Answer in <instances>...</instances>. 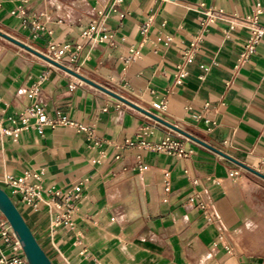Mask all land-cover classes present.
I'll list each match as a JSON object with an SVG mask.
<instances>
[{
  "label": "crops",
  "instance_id": "0c3cea01",
  "mask_svg": "<svg viewBox=\"0 0 264 264\" xmlns=\"http://www.w3.org/2000/svg\"><path fill=\"white\" fill-rule=\"evenodd\" d=\"M256 2L264 29V0H0V31L42 53L67 45L60 63L264 173V33L233 70ZM18 7L23 15L11 12ZM130 47L140 56L125 63ZM38 80L49 117L94 133L56 124L0 139V186L8 191L7 174L28 175L38 196L11 197L53 264H264V253L242 245L253 215L264 214V179L184 137L186 156L143 146L172 129L85 81L71 85L77 77L0 35V114L29 105L18 90ZM160 101L164 109L153 106ZM78 184L72 220L54 224V202Z\"/></svg>",
  "mask_w": 264,
  "mask_h": 264
},
{
  "label": "built area",
  "instance_id": "2783aa9c",
  "mask_svg": "<svg viewBox=\"0 0 264 264\" xmlns=\"http://www.w3.org/2000/svg\"><path fill=\"white\" fill-rule=\"evenodd\" d=\"M122 0H110L112 5H116ZM260 3H255L254 13L246 18L250 26L249 35L243 45V48L237 58V61L233 67L234 71H237L241 65L246 62L252 53L255 51L256 45L259 42L261 36L264 33V29L258 24L257 12L259 10ZM12 13L24 14V9L18 7L11 11ZM207 21H210L214 11L211 9L207 10ZM153 17L149 16L147 19L140 25L139 32L142 36L141 41H145L147 38V31L149 26L152 24ZM34 28H40L39 25L32 23ZM93 26L89 30H93ZM88 37L91 38L90 33H86ZM169 39V37H168ZM101 40V37L98 38ZM200 41V35H194L188 48L183 52L181 61L177 64L175 72V82L177 84L182 83L183 78L186 75V64L192 60L194 52L198 47ZM68 50L67 45L57 46L55 43H49L47 51L44 53L50 58L60 62L61 56L66 53ZM140 56V51L138 47H130L128 54L123 57V61L128 63L137 59ZM73 59V57L71 58ZM82 80L78 79L77 82L72 83H81ZM18 93L25 95L27 98L31 99V103L13 114L1 115L0 114V139L6 135L10 136L12 139H16L20 132L28 127L36 128L40 133L42 132V127L44 125L54 126L56 124L63 125H74L77 129L87 133L89 137H93V128L87 125L80 123H75L70 120L65 115L58 114L56 117H49L45 111L42 103L41 97L43 95L41 80H38L28 87L18 90ZM153 106L157 109H164V101L155 102ZM7 121V124L4 122ZM180 137L185 139H190L187 136H183L178 132H173V130H168L167 134L158 142L154 143H145L142 141V145L156 150H165L169 153L177 154L179 156H186L188 150L184 149ZM133 142L128 141V144ZM237 171H234L236 173ZM28 175H10L7 174L3 177L2 182L5 187L8 188V195L15 196L17 195L19 199L24 203H31L33 198L38 196V190L36 187L29 185L27 182ZM2 187V186H1ZM3 188V187H2ZM81 189V185H75L72 190L67 191L65 197L60 202H54V205L57 209L60 210L54 218V224H59L61 222H70L72 220L73 205L70 199L71 195L74 197L78 196V193ZM58 194V191L56 192ZM12 199V197H11ZM13 200V199H12ZM14 202V201H13ZM200 207L203 209L204 216L209 221H215L217 219L216 215L210 212L203 201L199 202ZM0 264H28L26 256L24 254L22 243L19 241L15 232L10 228L6 223L5 219H0Z\"/></svg>",
  "mask_w": 264,
  "mask_h": 264
},
{
  "label": "water",
  "instance_id": "95a60500",
  "mask_svg": "<svg viewBox=\"0 0 264 264\" xmlns=\"http://www.w3.org/2000/svg\"><path fill=\"white\" fill-rule=\"evenodd\" d=\"M0 35L7 38L8 40L14 42L15 44L37 54L38 56L44 58L45 60L54 64L55 66H57V67L65 70V71H67L68 73L74 75L78 79L85 81V82L99 88L100 90L108 93L109 95L131 105L132 107H134V108L138 109L139 111L145 113L146 115L150 116L152 119H154L155 121L165 125L166 127L170 128L174 131H177V132L189 137L191 140H193V141L217 152L218 154L234 161L235 163H237L241 167L248 169L249 171H251L255 175L264 179V173L254 169L252 167L245 165L244 163L234 159L233 157L227 155L223 151L217 149L216 147L210 145L209 143L203 141L202 139H200V138L192 135L191 133L179 128L178 126H176L173 123L163 119L162 117L152 113L151 111L144 109L143 107L129 101L128 99L121 96L120 94L113 91L112 89H109L108 87L91 80L90 78L81 74L77 70L70 68V67L50 58L49 56L45 55L44 53L37 51L36 49L32 48L30 45L12 37L6 33H3L0 31ZM0 213L3 215L6 223L15 232L19 241L22 243V248H23V251H24V254L26 256L28 264H53L52 261L50 260V258L48 257V255L46 254V252L44 251V249L41 247V245L37 241L35 235L33 234L29 225L25 221L22 213L20 212V210L18 209L16 204L13 202L11 197L8 195L6 190L4 188H2L1 186H0Z\"/></svg>",
  "mask_w": 264,
  "mask_h": 264
},
{
  "label": "rangeland",
  "instance_id": "374dc122",
  "mask_svg": "<svg viewBox=\"0 0 264 264\" xmlns=\"http://www.w3.org/2000/svg\"><path fill=\"white\" fill-rule=\"evenodd\" d=\"M243 236V247L249 252L264 253V214H255L251 218Z\"/></svg>",
  "mask_w": 264,
  "mask_h": 264
}]
</instances>
